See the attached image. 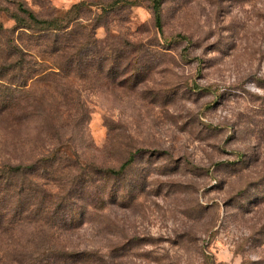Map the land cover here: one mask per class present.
<instances>
[{
  "label": "rangeland",
  "instance_id": "obj_1",
  "mask_svg": "<svg viewBox=\"0 0 264 264\" xmlns=\"http://www.w3.org/2000/svg\"><path fill=\"white\" fill-rule=\"evenodd\" d=\"M161 14L0 0V264H264V0Z\"/></svg>",
  "mask_w": 264,
  "mask_h": 264
},
{
  "label": "trees",
  "instance_id": "obj_2",
  "mask_svg": "<svg viewBox=\"0 0 264 264\" xmlns=\"http://www.w3.org/2000/svg\"><path fill=\"white\" fill-rule=\"evenodd\" d=\"M161 3H162V0H153L154 17H155V20L159 26H161V23H162ZM21 10L25 14V16L19 15V16H17V18L20 17L21 20H23V21H25L26 19H31L34 24L35 23H41V25L46 24L42 28L44 30H49V31L57 30V27H56L57 23L54 20H50V19L48 20L46 18H40L37 16V14L32 9L27 8V7H22ZM54 49H56V48H54ZM26 50L27 49L25 47L20 48V52L22 54L23 53L25 54V52H27ZM10 65L7 62H5V64H4V66L7 68H10L9 67ZM134 157H135V155L133 153L130 155L129 158L125 159L122 163H120V165L118 167L102 166L100 168V171L106 176L120 175L127 168V166L132 162ZM30 165H32V164L27 165V167H30ZM7 167L10 170L12 166L8 165ZM96 189L98 191L97 197H98L99 201L101 203H104V201H105L104 191L99 189L98 186ZM99 190H101V191H99ZM113 190H115V189L113 188ZM112 193L114 194V192H112ZM84 256L86 258H84ZM73 257L83 260L84 263L104 264V262H105V256L103 254H100V253H98L96 255H94V254H75ZM88 259L92 260V261H89Z\"/></svg>",
  "mask_w": 264,
  "mask_h": 264
}]
</instances>
